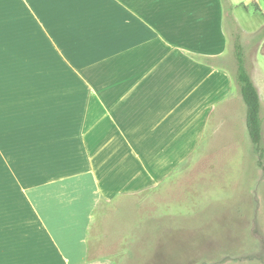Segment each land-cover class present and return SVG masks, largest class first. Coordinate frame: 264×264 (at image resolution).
I'll list each match as a JSON object with an SVG mask.
<instances>
[{
  "label": "crops",
  "instance_id": "1",
  "mask_svg": "<svg viewBox=\"0 0 264 264\" xmlns=\"http://www.w3.org/2000/svg\"><path fill=\"white\" fill-rule=\"evenodd\" d=\"M227 3L264 29V0ZM227 21L222 0H0V264H116L92 245L112 180L162 185L205 130L206 158L252 156L264 240ZM245 61L264 146V56Z\"/></svg>",
  "mask_w": 264,
  "mask_h": 264
},
{
  "label": "rangeland",
  "instance_id": "2",
  "mask_svg": "<svg viewBox=\"0 0 264 264\" xmlns=\"http://www.w3.org/2000/svg\"><path fill=\"white\" fill-rule=\"evenodd\" d=\"M234 13L247 31L261 20L251 2ZM232 28L227 21L233 42ZM239 35L245 60L251 61L261 50L264 30ZM256 170L248 154L223 161L206 158L205 130L162 185L152 187L149 178L139 184L133 176L112 180L111 186L123 191H107L98 210L92 232L96 255L116 264H264V240L252 239L259 237L252 233V195L258 190L260 195L263 186L260 181L258 189ZM7 230L10 236L9 221Z\"/></svg>",
  "mask_w": 264,
  "mask_h": 264
},
{
  "label": "trees",
  "instance_id": "3",
  "mask_svg": "<svg viewBox=\"0 0 264 264\" xmlns=\"http://www.w3.org/2000/svg\"><path fill=\"white\" fill-rule=\"evenodd\" d=\"M227 12V20L233 26V55L236 61V82L239 86L241 96L246 104V125L252 144L258 153V165L263 160L264 170V146L261 142L260 102L257 90L252 83L246 67L245 54L240 41V31L230 16V7L227 0H222ZM264 30V29H263ZM261 55L264 56V42L261 46Z\"/></svg>",
  "mask_w": 264,
  "mask_h": 264
}]
</instances>
